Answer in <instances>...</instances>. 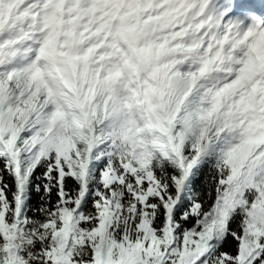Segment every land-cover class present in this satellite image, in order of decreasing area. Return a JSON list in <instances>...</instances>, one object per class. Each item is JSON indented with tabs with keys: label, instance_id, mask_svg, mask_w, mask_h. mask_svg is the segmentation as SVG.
Segmentation results:
<instances>
[{
	"label": "snow or ice",
	"instance_id": "obj_1",
	"mask_svg": "<svg viewBox=\"0 0 264 264\" xmlns=\"http://www.w3.org/2000/svg\"><path fill=\"white\" fill-rule=\"evenodd\" d=\"M0 264H264V0H0Z\"/></svg>",
	"mask_w": 264,
	"mask_h": 264
}]
</instances>
